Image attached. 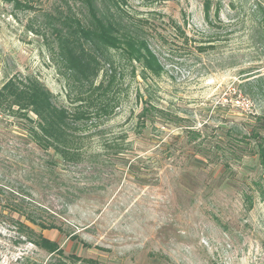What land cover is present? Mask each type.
Instances as JSON below:
<instances>
[{
    "label": "rangeland",
    "instance_id": "374dc122",
    "mask_svg": "<svg viewBox=\"0 0 264 264\" xmlns=\"http://www.w3.org/2000/svg\"><path fill=\"white\" fill-rule=\"evenodd\" d=\"M65 1L79 10V0H39L36 12L0 0V88L15 75L32 76L58 104L71 107L66 76L49 53L51 32L31 29L41 25L36 14L57 12ZM205 1L154 0L146 6L127 0L129 11L150 20L148 35L166 72L145 83L139 69L137 77L130 67L124 70L121 105L101 128L109 136L129 134L126 161L107 160L108 153L94 143L92 153L102 156L99 164L61 163L52 171V155L34 145L25 120L0 116V264L52 259L18 236L5 202L21 197L76 234L73 240L58 231L43 232L66 255L83 260L264 264V172L254 142L240 145L239 158L223 169L230 129L238 136L264 126V33L253 14L254 5L264 0H211L210 21ZM173 21L193 44L209 43L211 49L198 53L171 28ZM146 87L149 100L177 123L138 136L134 130L143 103L137 90L144 93Z\"/></svg>",
    "mask_w": 264,
    "mask_h": 264
},
{
    "label": "trees",
    "instance_id": "16d2710c",
    "mask_svg": "<svg viewBox=\"0 0 264 264\" xmlns=\"http://www.w3.org/2000/svg\"><path fill=\"white\" fill-rule=\"evenodd\" d=\"M3 1L23 11H35L39 3V0ZM141 1L146 6L154 3V0ZM65 2L66 7L57 12L36 14L35 18L41 25L39 30L31 29L38 34L43 30L51 32L49 53L66 76L71 107L58 104L53 92L37 78L15 75L0 88V116H18L25 120L26 131L34 145L52 155L49 162L52 171L61 163L68 166L99 164L102 156L92 153L94 143L108 153L107 160L124 162L132 146L129 134L122 132L119 136H109L110 132L101 127L117 114L121 105V82L127 67L134 77H137L139 69L138 76L145 83L151 78H160L166 72L160 52L153 44L155 39L148 35L153 32L150 20L129 11L127 0H79V10ZM211 10L212 2L206 0L204 11L208 21ZM216 13L219 16V9ZM253 14L259 18L260 30L264 33V4L257 2ZM172 23L171 28L176 33L180 32L183 41L193 44L181 26L174 21ZM193 45L198 53L212 47L209 43L197 41ZM148 88H145V94L137 90V96L143 103L134 130L138 136L150 127L158 129L157 125L177 123L175 116L165 114L149 100ZM233 131V128L229 131V156L223 158L224 162L227 160L223 169H230V162L239 158V152L244 150L240 145L254 142L253 151L258 155L264 172V126L262 130L255 129L238 136H234ZM24 200L23 197L19 201L7 199L6 211L13 215L19 237L52 255L47 264H99L76 255H66L59 244L45 237L43 232L58 231L73 240L78 238L76 234L44 218L40 207L28 205ZM247 200L252 208V198L247 197ZM69 203H74V200ZM33 227L39 228L40 232Z\"/></svg>",
    "mask_w": 264,
    "mask_h": 264
}]
</instances>
